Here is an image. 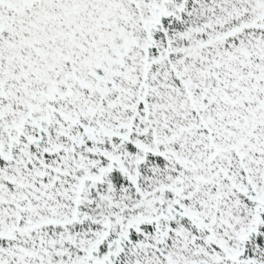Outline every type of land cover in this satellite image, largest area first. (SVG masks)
Masks as SVG:
<instances>
[{
  "label": "snow or ice",
  "instance_id": "obj_1",
  "mask_svg": "<svg viewBox=\"0 0 264 264\" xmlns=\"http://www.w3.org/2000/svg\"><path fill=\"white\" fill-rule=\"evenodd\" d=\"M0 264H264V0H0Z\"/></svg>",
  "mask_w": 264,
  "mask_h": 264
}]
</instances>
